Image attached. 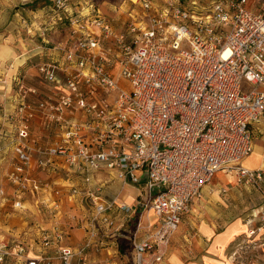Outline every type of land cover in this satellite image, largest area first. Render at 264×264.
<instances>
[{
	"label": "built area",
	"instance_id": "obj_1",
	"mask_svg": "<svg viewBox=\"0 0 264 264\" xmlns=\"http://www.w3.org/2000/svg\"><path fill=\"white\" fill-rule=\"evenodd\" d=\"M48 1V31L62 25L66 33L51 47L63 58L37 65L53 86L50 93L22 83L20 96L37 103L22 99L9 117L15 165L7 179L16 187L15 206L23 208L22 195L28 193L41 200L45 188L29 174V142L38 122L61 134L47 149L63 158L57 173L78 172L88 179L92 172L115 171L124 184L138 187L139 195L135 205L106 203L101 187L72 185L68 198L83 194L92 207L82 246H61V231L53 239L45 236L38 248L0 239V264L82 261L93 243L106 245L98 223L113 229L114 238L125 234L134 264H158L183 215L217 172L264 190V171L242 166L254 150L253 128L264 121V0H123L128 18L121 24L92 0ZM46 33L44 41L51 45ZM4 133L0 129V140ZM149 212L155 222L144 221ZM68 218L78 221L77 215ZM54 242L50 253L47 246ZM262 247L264 212L233 255L242 259L244 251Z\"/></svg>",
	"mask_w": 264,
	"mask_h": 264
},
{
	"label": "crops",
	"instance_id": "obj_2",
	"mask_svg": "<svg viewBox=\"0 0 264 264\" xmlns=\"http://www.w3.org/2000/svg\"><path fill=\"white\" fill-rule=\"evenodd\" d=\"M45 1L38 0L36 3H45ZM111 2L104 0L103 6H106L108 10L114 8L115 10L112 12H116L115 4ZM25 3L26 0H0L1 57L7 58L12 54L6 49L15 50L20 47V35H17L15 30L18 29L20 34L27 23L26 20L24 23L21 20L28 18L32 24L27 29L32 35L29 40L31 43L27 49L29 55H35L34 61H38L35 63L62 59L61 52L52 50L53 48L46 43L47 39L44 41L43 30L38 31L41 24L46 26L43 29L47 30L46 36L52 46L59 45L61 41L65 40V31H59L60 27L48 31L51 27H47L46 23L52 15L49 14L50 16L46 20L43 18V13H45L43 8L40 10L25 8L23 7ZM115 17L116 19H112V21L119 23L121 17L118 12ZM33 19L35 20L33 21ZM37 24L38 27H36ZM33 29L35 30L34 34ZM35 34L36 37H34ZM5 39L12 45H4ZM37 40H42V46L37 44ZM35 63L31 68L34 72L31 74V84L20 73H17L19 76L14 77L13 80L18 77L23 78V80L18 78L19 81L16 79L17 83L21 81L28 87L35 86L40 89L41 93H46L50 90V84L39 73ZM20 68L21 65L17 69ZM42 87L49 89L44 91ZM27 101L36 104L37 98L28 96ZM17 108L15 101L14 109H11L13 111L7 113L15 114ZM7 119L8 117L5 118L3 114L0 115V127L3 124V127L6 128L4 129L6 133L0 140V191L5 186L4 194L0 192V239L8 243L24 242L38 248L39 243L43 244L45 236L53 239L56 232L61 231L64 232L61 246L78 250L87 239L88 220L92 207L83 194L70 200L68 198L69 185L92 189L101 187V198L106 203L116 200V202L128 205L136 204L139 188L129 183L124 184L115 171L92 172L88 175V179L87 175H81L78 172L69 176L70 178L63 176L62 173H57L63 163V158L51 157L46 153L45 150L53 143L51 139L54 136L49 135L50 131L45 128V125L38 127L41 123L38 122L33 127L29 149L35 157L33 160L34 171L38 170L37 163L39 164L41 160L50 163L47 166L48 173L41 172V181L45 183V188L41 191V200L37 201L34 196L28 193L23 195V208H17L15 206L16 187L4 181L5 169H9L10 161V155L6 153L10 150V145L13 146L15 137L14 124ZM253 136L254 150L242 161V166L264 171V121L254 126ZM258 137L262 139L261 142L258 141ZM213 179L215 181H211L204 187L201 197L195 201L191 210L183 215L181 225L167 248L164 261L158 264H241L242 261L247 264H264V247L257 251H244L246 253L242 259H236L233 255L236 245L244 239L248 229L259 224L260 215L264 212V190L241 184L233 173L224 170L217 172ZM52 201L58 202V209H61L62 213H58L57 208L51 207L54 203ZM69 212H75L78 221L69 219ZM115 216L117 219L121 218L118 213ZM148 220L155 222L156 217L152 212L146 213L144 216V221ZM98 228V233L105 239V247L102 248L98 242L93 243L86 251L84 260L81 261L76 257L74 264H134L132 246L130 241L125 238V234H118L120 238H114L113 229H109L103 223H98ZM56 247L55 242L47 246L50 253H53ZM7 264H12V262ZM54 264L62 263L58 259L54 261Z\"/></svg>",
	"mask_w": 264,
	"mask_h": 264
},
{
	"label": "rangeland",
	"instance_id": "obj_3",
	"mask_svg": "<svg viewBox=\"0 0 264 264\" xmlns=\"http://www.w3.org/2000/svg\"><path fill=\"white\" fill-rule=\"evenodd\" d=\"M34 1L35 0H26V3L23 5V7L30 8L29 5H31L32 3H34ZM92 1L98 3L99 6H102V13L105 14L106 17L108 16L109 18H111L113 20L116 19L115 16H117V12H118L119 13V16L121 17V18H119L120 19L119 20V24H121L125 19L128 18L127 11H126L127 8H128L127 7L128 4L125 3L126 5L124 7H122L121 4H122L123 0H109V1H112L113 2V3L111 2L112 4H115L116 12H112V11L115 10L114 8H111V9L108 10L106 6H103L104 0H92ZM154 1L156 3H158V4L164 2V0H154ZM35 8L36 9H39V10H40V8H43V10H45L44 11L45 13H43V18L46 19V20L50 16L49 14H51L50 12H48L50 10L49 4L46 5V3H44V2L43 3H39V2L36 3ZM27 19L22 18V20H21L23 23L26 20L27 23H25V28H24V30L20 34L18 33V29L15 30V32L17 33V35H20V39H21V41L19 42L20 47L15 48V50L14 49H11V48L10 49H6V50H8V51H10L12 53L7 58H4V57L2 58L1 55H0V115L3 114V116L5 118L8 117V119H7L8 121H9V117L11 115H13V114H12V112H10V113H7V112L13 111L11 109H14L15 101H16V108H17L19 106V104H21V102L23 101L22 99H24L23 97L20 96V93H19L20 85L22 83H21V81L17 83V80L20 77L16 78L17 80L16 79L13 80V78L16 77V76H19V74H17V73H20V75L22 77H25L28 80V82H30V84H31L32 80H30V79H31V74L33 72L31 68L34 67L33 66V63H35V62L37 63L38 62V61H34L35 55H29L30 53H28V49L27 48H29L28 45H30V43H31L29 40L31 39L32 33L30 31L28 32V29L27 28L29 26H31L32 23H31V21H29V19L28 20ZM34 20L35 19H33V21ZM50 24H51V19L46 23L47 27H49ZM36 27H38V24H37ZM43 27H46V26L43 25V24H41V28L39 29L38 32H41L42 30L44 32L45 29H43ZM59 31H61V29ZM34 33H35V30L33 29V34ZM34 37H36V34L34 35ZM41 41H38L37 40V44L42 46ZM3 42H4L3 43L4 45L5 44L12 45L11 42H7V39H5ZM49 46L50 47H53L52 45H49ZM1 48H3V47H1ZM44 62H46V61H44ZM40 63H42V62H39L38 64H40ZM38 64H36V65H38ZM13 65H15L14 68H13ZM19 65H21V68L18 70L17 68H18ZM20 79L23 80V78H20ZM26 84H28V83H26ZM120 85L122 87L126 88V89H129V83L127 81H125V80H122L121 83H120ZM25 87H28V86H25ZM50 87H53L52 84L50 85ZM33 88H36V87L33 86ZM42 89L45 91V89L47 90L49 88L42 87ZM48 93H50V91L46 92V94H48ZM42 94H44V93H42ZM113 94L117 96V93H113ZM25 100H27V99H24V101ZM40 125L41 126H44L45 125V122H41L38 125V127H40ZM45 128H46V126H45ZM0 129H6V128H4L3 127V124H2V126L0 127ZM49 131H50L49 135L54 136L51 139L52 142H53L51 145H53L55 143H58V141L61 138V134L58 133L57 130H56L57 133H53L52 132V131H54L53 128H50ZM5 133H6V130H5ZM261 140L262 139L258 137V141L261 142ZM10 147H11L10 150H8V153H6L7 155H10L9 156L10 161H9V166H8L9 169L6 168L5 169L6 171L4 173L5 174V178H4L5 183L8 182V179H7L8 176L7 175H9V173L13 170L14 165H15V160L13 159V155H14V153H13V146L10 145ZM48 147H47V149H48ZM45 151L47 153V150H45ZM30 153H31V149H30ZM31 154H32L33 160H35V157L33 156V153H31ZM51 157H53V156H51ZM40 162L47 163L45 160H41ZM33 165H34V161H33ZM44 165L45 164H43L42 167H44ZM30 168H31V170H30L29 174L32 175V176L37 177L40 182H42L41 181V177H42L41 172L44 171L45 173H48L47 172L48 171L47 170V167L42 168V170H41V168L39 167L38 163H37V169L38 170L34 171L33 170L34 166H31ZM214 181L215 180L213 179L212 182H214ZM9 184H11V183H9ZM42 184L45 185V183H43V182H42ZM11 185H13V184H11ZM3 187L5 189V186H3ZM13 187H15V185H13ZM68 187H69V192H70L71 185H69ZM15 198L17 199V197H15ZM23 200H24V196H23ZM69 213H70V215H76L75 212H69Z\"/></svg>",
	"mask_w": 264,
	"mask_h": 264
},
{
	"label": "trees",
	"instance_id": "obj_4",
	"mask_svg": "<svg viewBox=\"0 0 264 264\" xmlns=\"http://www.w3.org/2000/svg\"><path fill=\"white\" fill-rule=\"evenodd\" d=\"M37 1H38V0H35L34 3H32L31 5H29L30 8H34V9H35V5H36V2H37ZM45 3H46V5H47V4H50V1L48 2V0H46ZM48 12H49V11H48ZM57 27H60L59 29H61V30L64 29V27H63L62 25H56V26H55V29H58Z\"/></svg>",
	"mask_w": 264,
	"mask_h": 264
}]
</instances>
